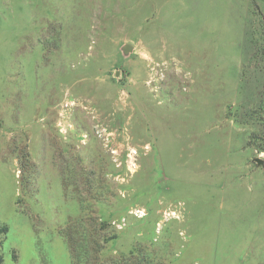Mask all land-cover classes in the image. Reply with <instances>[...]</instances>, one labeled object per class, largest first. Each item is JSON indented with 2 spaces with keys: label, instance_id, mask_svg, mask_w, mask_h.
<instances>
[{
  "label": "rangeland",
  "instance_id": "obj_1",
  "mask_svg": "<svg viewBox=\"0 0 264 264\" xmlns=\"http://www.w3.org/2000/svg\"><path fill=\"white\" fill-rule=\"evenodd\" d=\"M257 3L0 0V264H264Z\"/></svg>",
  "mask_w": 264,
  "mask_h": 264
},
{
  "label": "water",
  "instance_id": "obj_2",
  "mask_svg": "<svg viewBox=\"0 0 264 264\" xmlns=\"http://www.w3.org/2000/svg\"><path fill=\"white\" fill-rule=\"evenodd\" d=\"M124 48H125L126 51H130L133 47H132L131 44H126ZM256 161H257L259 164H264V160L261 159V158H256Z\"/></svg>",
  "mask_w": 264,
  "mask_h": 264
},
{
  "label": "trees",
  "instance_id": "obj_3",
  "mask_svg": "<svg viewBox=\"0 0 264 264\" xmlns=\"http://www.w3.org/2000/svg\"><path fill=\"white\" fill-rule=\"evenodd\" d=\"M253 4H254V7L259 10V5L257 3V0H252ZM262 16V15H261Z\"/></svg>",
  "mask_w": 264,
  "mask_h": 264
}]
</instances>
